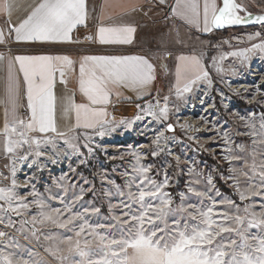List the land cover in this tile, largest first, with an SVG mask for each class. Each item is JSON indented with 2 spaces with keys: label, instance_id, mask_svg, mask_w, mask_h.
<instances>
[{
  "label": "snow or ice",
  "instance_id": "obj_1",
  "mask_svg": "<svg viewBox=\"0 0 264 264\" xmlns=\"http://www.w3.org/2000/svg\"><path fill=\"white\" fill-rule=\"evenodd\" d=\"M157 3L168 8L165 19L170 14L174 22L192 25L205 33L253 23L264 29V14L255 15L238 0H157ZM11 8L9 0L0 3V9L10 13ZM88 11L87 0H37L26 17L9 28L7 35L15 42H71L73 31L80 25L87 26ZM135 31V27L127 24L100 26L99 42L105 45L131 44ZM257 38L261 42H252ZM247 39L250 46L234 51L223 52L216 45L217 54L211 56L204 52L175 54L164 47L158 58L170 57L174 62L176 99L187 104L202 85L205 88L203 94L207 95L206 90L213 88L217 77L219 83L226 84L231 90V82L225 77L240 75L247 69L252 56L264 54L261 32L249 34ZM3 42L5 32L0 29V43ZM229 58L231 62L225 66L223 62ZM5 61V95L0 101L5 111L0 140L6 154L11 156V163L4 165L9 175L0 172V210L20 216L30 213L34 206L35 213L25 221L33 226V236L39 231L37 225H50L72 233L63 236L49 233L44 237L54 242V247L47 250L61 264H264V160L257 162L253 151V163L249 166L246 159L236 154L237 150L245 152V145H236L233 149L234 141L227 131H220L219 125H212L208 131L215 128V135L224 140L225 147L221 153L229 165V174L218 172V175L232 189L236 199L224 196L216 188L214 177L207 175L204 178L205 190L195 187L198 179L191 180L186 191L177 193L179 203H176V197L168 190L173 186L171 177L164 173L157 181L149 175L153 166L141 163L148 153L141 155L137 151L131 153L136 160L131 173H121L125 178L123 187L107 175L102 177L114 189L105 195L119 197L116 203L111 200L108 203L109 216L106 219L114 223H92L91 214H99L100 207L91 204L78 206L84 195L94 189L86 178H82L83 183L89 187L76 189L75 185L68 184L65 176H61L56 181V187L61 191L56 194L52 193L51 187L39 192L32 177H26L23 184L18 183L17 162L40 169L41 158L56 163L63 154L75 155L80 158V164H85V151L89 155L95 151L92 146L94 138L104 137L115 130V118L108 119L107 105L111 103L113 91L119 87L133 88L144 100V104L137 105L139 113L135 120L151 118V121L164 126L156 132L153 140L156 149L151 155L155 157L163 151L161 142L171 139L165 136V131L173 132L176 127L168 122L170 115L179 112V105L170 108V96L167 95L162 97V105L159 94L152 98L149 86L156 79L157 68L148 58L140 55H90L79 62V91L86 102L72 104L69 98L63 107L64 114L75 113L74 130H70L72 135L58 128L55 89L57 78L66 83V73L76 71L77 62L63 55L6 57L0 53V62ZM220 96H224L223 91ZM261 101H264V95ZM236 115L250 129L236 134L259 135L260 143H264V113L259 116V128L255 114ZM119 123L131 126L133 122ZM179 126L192 127L186 123ZM215 135L209 137L213 142ZM60 141H63V147ZM252 143L255 145L257 141L253 139ZM47 152L52 156H47ZM240 160H244L243 166L235 167L233 162ZM192 173L193 170L189 169V174ZM201 175L195 173L196 177ZM133 187L135 192L131 191ZM189 194L200 199L195 204L188 203ZM257 199L261 201L259 204ZM53 201L60 206H54ZM114 210L119 214H114ZM0 223H3V218H0ZM8 224H12L10 218ZM115 225H119L118 234L111 231ZM252 229H259L260 234L253 233ZM0 238H4L0 240V253H3L6 264H28L23 256L13 259L11 252H4L9 245L19 247L7 233L0 231ZM77 255L80 259H73Z\"/></svg>",
  "mask_w": 264,
  "mask_h": 264
},
{
  "label": "rangeland",
  "instance_id": "obj_2",
  "mask_svg": "<svg viewBox=\"0 0 264 264\" xmlns=\"http://www.w3.org/2000/svg\"><path fill=\"white\" fill-rule=\"evenodd\" d=\"M238 2L242 3L248 11L254 14L264 13V0H238ZM255 32H261L262 36H264L262 27L229 30L222 33L216 32L211 38L208 56L217 54L216 45H219V50L223 52L250 46L251 42H248V35ZM252 42L259 43L261 40L257 38ZM230 62L231 58L223 63L226 66ZM225 78L231 82V90L226 84L219 83L217 77L213 88L206 90L207 95L203 94L205 88L202 85L195 97L189 98L187 104L176 99L175 91H165L159 94L161 105L163 104L162 97L170 96L169 107L172 108L175 105H179V112L175 115H170L168 122L176 125L175 131H165V136L171 137V139L166 143L161 142L160 147L163 151H159L155 157L151 155V152L156 149L153 140L156 132L164 126L151 121V118L135 120L136 115L139 113V109L136 107H119L115 108L109 117L110 121L115 118V130L104 137L94 138L92 146L95 151L91 155L85 151V156L87 157L85 164H80V158L75 155L67 156L63 154L56 163H51L49 160L41 158L40 169H37L34 165L17 162L16 179L18 183L23 184L26 177H32L39 192L43 193L51 187L52 193L56 194L61 191L56 187V181L61 176H65L68 184L75 185L76 189L81 186L86 189L89 187V185L83 183L82 178H86L92 182L94 189L84 195L83 200L78 202V206L79 204H84L85 206L91 204L100 207L101 212L99 214H91L92 223H114L112 220L106 219L109 216L108 203L109 200L112 203H116L119 197L116 195L110 197L105 195V192H114V189L107 181L102 180V177L107 175L109 179H114L116 184L123 187L125 178L121 176V173L124 171L131 173L132 166L136 163L131 153L137 151L141 155L148 153L146 158H142L141 163L153 166L149 175L154 176L157 181L161 179L164 173L171 177L173 186L168 190L176 197V203H179L177 193L186 191L188 182L191 180L198 179L199 183L195 187L198 190H205L206 181L204 178L207 175L214 177L213 182L216 188L224 196L236 199L235 193L218 175V172L224 175L229 174V165L222 158L221 153V149L225 147L224 140L221 136L215 135V128L211 132L208 131V128L215 124L219 125L221 132L227 131L232 141H234L231 145L233 149H236V145H245L246 151L239 152L237 150L236 154L246 159L249 166L253 163V151L256 153L255 159L257 162L264 160V143H260L261 138L259 135L253 137L236 134L237 132L250 131L237 118V113L245 116L255 114L257 128H259V116L264 113V101H261V96L264 95V54L258 53L252 56L247 69L240 75L226 76ZM221 91L224 92L223 97L220 96ZM237 92H239L238 95L236 94ZM201 99H203V103H201ZM121 121H132L133 123L131 126H127L125 123H119ZM205 121L209 123H205ZM185 123L192 127L181 128L179 126ZM213 135H215V142L209 139ZM190 137H195V139H190ZM253 139L257 141L255 145L252 143ZM59 143L63 147V141ZM1 149L4 150L2 140H0V172L9 175V170L4 165L11 163V156L6 154L5 151L1 154ZM46 155L51 157L52 153L47 152ZM177 157H179V162ZM243 163L244 160L234 161L233 165L239 168L243 166ZM189 169L193 170L191 175L189 174ZM196 172L202 175L196 177ZM4 183H8V181H4ZM124 190L125 192L128 191L127 188ZM131 191L135 192V187ZM124 198L126 199V197ZM199 199V197L189 194L187 202L195 204ZM216 199H220V197H216ZM260 202L257 199V204ZM52 203L54 206H60L57 201ZM35 211L36 209L33 206L30 213L18 216L10 211L0 210V218H3V223H0V231L7 233L19 245V247L9 245L4 249V252H11L13 259L23 256L28 261V264H61V261L47 250L49 247H54V242L46 240L44 237L49 233H55L60 236L72 233H69L67 229H60L50 225L46 227L37 225L36 227L39 231L33 236V226L25 223V221L30 220L31 215ZM114 214L118 215L119 213L114 210ZM9 218L12 221L11 226L8 224ZM168 219L169 223H171L172 217L170 216ZM118 227L119 225H115L111 231L118 234ZM251 231L257 235L260 234L259 229H252ZM37 237L39 238L37 239ZM3 239L0 238V240ZM73 259H80V257L77 255ZM0 264H6L3 260V253H0Z\"/></svg>",
  "mask_w": 264,
  "mask_h": 264
},
{
  "label": "crops",
  "instance_id": "obj_3",
  "mask_svg": "<svg viewBox=\"0 0 264 264\" xmlns=\"http://www.w3.org/2000/svg\"><path fill=\"white\" fill-rule=\"evenodd\" d=\"M3 0H0L2 3ZM11 12L0 9V29L5 32V42L0 43V53L4 56L17 55H63L77 62L76 71L66 73V83H61L59 77L56 84L57 124L60 131L72 134L75 125V113L64 114L63 107L71 98L72 104L85 103L86 98L79 91L78 64L90 55H140L148 58L156 65V79L151 82L149 91L153 94L175 91L174 62L168 57L159 59L162 49L166 47L175 54L194 55L204 52L208 55L211 38L216 33L212 30L205 33L187 24L174 22L168 13V8L161 6L157 0H87V26L80 25L72 33L71 42L40 43L15 42L7 33L12 25L26 17L37 0H9ZM171 2V0H170ZM133 8L136 10L133 11ZM127 24L136 31L131 44L105 45L99 42L98 28L100 26ZM177 29L179 34H177ZM5 62H0V101L5 95L6 73ZM145 99H149L145 97ZM144 104L138 92L131 87H119L113 91L111 103L107 105L108 119L115 108L136 107ZM137 108V107H136ZM4 104L0 103V130L4 124ZM82 131V130H81ZM4 150L1 149V154Z\"/></svg>",
  "mask_w": 264,
  "mask_h": 264
},
{
  "label": "water",
  "instance_id": "obj_4",
  "mask_svg": "<svg viewBox=\"0 0 264 264\" xmlns=\"http://www.w3.org/2000/svg\"><path fill=\"white\" fill-rule=\"evenodd\" d=\"M260 14H264V13H255V15H260ZM259 27H262V26L260 24L253 23V24H247V25H242V26H233V27H229L225 29H213V30L217 33H222V32H227L229 30L250 29V28H259Z\"/></svg>",
  "mask_w": 264,
  "mask_h": 264
},
{
  "label": "built area",
  "instance_id": "obj_5",
  "mask_svg": "<svg viewBox=\"0 0 264 264\" xmlns=\"http://www.w3.org/2000/svg\"><path fill=\"white\" fill-rule=\"evenodd\" d=\"M138 104H141V103H137V104H135V106L137 107ZM137 108H138V107H137ZM138 109H139V108H138Z\"/></svg>",
  "mask_w": 264,
  "mask_h": 264
}]
</instances>
